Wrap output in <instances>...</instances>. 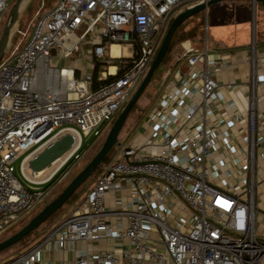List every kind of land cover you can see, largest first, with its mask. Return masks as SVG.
Instances as JSON below:
<instances>
[{
	"label": "built area",
	"instance_id": "built-area-1",
	"mask_svg": "<svg viewBox=\"0 0 264 264\" xmlns=\"http://www.w3.org/2000/svg\"><path fill=\"white\" fill-rule=\"evenodd\" d=\"M10 1L0 0V18ZM206 1L56 0L36 15L27 41L0 60V234L46 201L41 185L60 172L55 184L62 182L100 137V125L118 115L155 54L156 32L160 38L177 12ZM207 53L205 45L184 48L180 72L198 86L164 93L142 142L118 144L72 211L3 264H53L52 252L71 253V264L264 262L255 203L264 102L250 78L244 110L215 120L213 75L221 60ZM64 59L82 60L88 71L56 66ZM93 61L102 65L97 81H106L96 88ZM65 134L72 144L50 174L41 181L26 176L28 160ZM89 135L93 141L82 146ZM21 154L26 185L12 168Z\"/></svg>",
	"mask_w": 264,
	"mask_h": 264
},
{
	"label": "rangeland",
	"instance_id": "rangeland-1",
	"mask_svg": "<svg viewBox=\"0 0 264 264\" xmlns=\"http://www.w3.org/2000/svg\"><path fill=\"white\" fill-rule=\"evenodd\" d=\"M55 0H24L23 4L20 6L18 10L17 20L14 23L13 27L10 30L8 42L6 44L4 53L2 57H7L12 54L18 46H22L28 39L30 32L32 30L31 24L33 23L36 15L42 11L43 9H48L54 4ZM13 5V0L9 2L8 8L6 12L0 18V35L2 29L8 19V16L11 12ZM250 8L249 1L247 0H221L217 3L209 5L206 7L204 12H199L197 15H202L201 25H200V33L201 35H196L193 38L189 39L188 42L195 45L197 48H201L203 45H206L208 49H213L218 46H222L225 43L231 41V32H235L236 29L242 27L243 20L246 19L244 23L246 26L245 32L247 33L248 40L250 39V9L249 13L244 14L243 9ZM247 11V10H246ZM185 21L186 25L184 27L185 30H188L195 26L199 22L198 17H189ZM160 30V27H158ZM249 31V33H248ZM264 31V8L257 7L255 9V37L259 35L260 32ZM238 33V32H237ZM233 34L236 37V42L234 44L239 45L241 42V33ZM159 35V31L152 37L150 41V45H154L157 37ZM26 36V37H25ZM234 41V38L232 39ZM247 40V41H248ZM250 42V41H249ZM20 49V48H19ZM18 49V50H19ZM17 50V51H18ZM16 51V52H17ZM181 52V43H175L169 51L167 60L164 63H160L158 67L153 72L151 79L149 80L146 88L140 94L138 99L135 102L134 110L128 114L127 118L124 120L119 133L117 135V142L121 145H127L132 142H137V135L141 132V129L147 124L145 123L151 109H153L154 103V93L157 91V87L160 84V80L162 76L168 71V69L175 62L176 57L179 56ZM72 61L70 59H64L56 66L63 67L66 65H72ZM142 77V76H141ZM140 77V79H141ZM115 119V118H114ZM111 121H106L100 125V137L86 152L85 156L82 160L68 173L65 179L59 184H51L46 190H49V195L46 198L44 203H40L35 206L32 210L27 212L21 220H19L14 226L6 230L5 232L0 234V241L7 238L11 234L15 233L19 230L31 217H33L40 208L48 203L51 199H53L60 190L70 181V179L88 162V160L93 156L98 147L100 146L101 139H104L106 132L111 126ZM93 141L91 135L87 137L82 136V146H87ZM116 150V146L112 147L108 156H111ZM155 148L151 149V153H154ZM106 155V156H107ZM26 156V154H21L17 160L12 164V168L14 170V176L18 179V181L26 185L27 183L21 177L19 172V165L21 160ZM54 166H49L39 172H35L32 176L33 180L41 181L45 179L50 172L53 170ZM26 176L30 177L31 171L26 168L24 170ZM96 174L88 177L79 188L75 190V194L77 197L74 199H68L56 212L48 219L47 224H41L36 229L31 231L27 236L23 238L22 241L17 242L16 244L7 247L6 249L0 251V264H3L14 257L18 256L21 252H24L31 248L36 242L42 239L51 229L56 226L64 217H66L72 209L75 207L76 203L80 199L81 196L85 194L88 188L94 183L96 180ZM45 184V183H44ZM42 186V185H41ZM40 187V186H38ZM51 221V224L49 222ZM46 222V221H45ZM261 221L256 225V234L259 236L260 234L264 236V225L261 224ZM263 225V227H262ZM260 233V234H259Z\"/></svg>",
	"mask_w": 264,
	"mask_h": 264
},
{
	"label": "crops",
	"instance_id": "crops-1",
	"mask_svg": "<svg viewBox=\"0 0 264 264\" xmlns=\"http://www.w3.org/2000/svg\"><path fill=\"white\" fill-rule=\"evenodd\" d=\"M250 8H246L244 14L249 13ZM247 10V11H246ZM250 20V19H249ZM242 27L236 29L235 32L229 33L231 36V41L220 45L213 49H208L207 46V55L211 59H220L221 65L217 73L213 75V79L216 84L219 86L217 92L219 97V108L218 112L215 115V120H220L223 118H229L232 116L233 110L242 111L247 105V81L250 78L254 80V91L257 96H259L264 102V31L260 32L259 35L255 37V43L252 45L247 38L248 35L245 32L246 19L243 20ZM241 33V43L239 45L234 44L237 40L235 33ZM237 33V35H238ZM249 33V31H248ZM163 34V33H162ZM234 38V41L232 40ZM158 40V37H157ZM156 40V42H157ZM248 40V41H247ZM155 42V44H156ZM189 47L193 51L200 50L195 45L191 44L188 41L181 43V52L179 56L176 57L173 65L168 69V71L162 76L161 82L157 87V91L154 93L155 97L153 100L154 106L151 109L145 123L147 126L141 129V132L138 133L137 142H132V144H139L143 140L141 135L144 129H148L149 119L152 112L162 108V98L164 93L175 91L178 92V95H181V91L184 89L192 87H197L198 85L195 82L187 81L185 76L183 77L182 73V64H180L181 56L184 53V48ZM74 68L77 69V72L88 71L87 65H83V61L71 60ZM112 70V69H111ZM196 122V118L194 120ZM229 138L233 141L237 138V133L233 128L228 130ZM256 138L262 139L264 141V119L261 120L258 124V130ZM255 203L259 210L257 215V222L261 221V224L264 225V171H258L257 186L255 189ZM260 224V225H261ZM262 225V227H263ZM260 234V233H259ZM264 239V236L259 235ZM76 247H81L80 244H77ZM48 258L53 262V264H58L59 260H64L63 264H71L73 255L67 253L62 255L60 253L52 252L49 254ZM264 264V262L260 263Z\"/></svg>",
	"mask_w": 264,
	"mask_h": 264
},
{
	"label": "water",
	"instance_id": "water-1",
	"mask_svg": "<svg viewBox=\"0 0 264 264\" xmlns=\"http://www.w3.org/2000/svg\"><path fill=\"white\" fill-rule=\"evenodd\" d=\"M219 1L221 0H207L203 4H194L193 6H190L177 12L171 18L163 34L160 36V38H158L156 42L157 47L155 54L149 66L147 67L144 75L142 76L141 80L139 81L138 85L132 92L131 96L129 97L123 108L120 110L118 115L111 123V126L106 132L105 137L96 152L53 199L43 205L40 210L33 217H31L19 230L0 241V251L16 244L22 238L27 236L31 231L41 225L50 215L57 211L70 198L74 191L88 177L93 174L95 169L100 167L103 159L109 153L111 148L118 145L117 135L126 118V115L128 114V112L130 111V109L132 108V106L148 84L155 69L161 63L162 58L166 53L173 32L187 18L199 12H204L207 6L217 3ZM247 1H249L250 5V43L253 45L255 43V9L257 5L261 8H264V0ZM23 2L24 0H13L11 12L0 35V60L8 42L10 30L17 20L18 10L23 4ZM72 141V137L69 134H65L59 139L53 141L28 160V169H30L31 172L35 173L51 166V164H53L56 159H58L70 148Z\"/></svg>",
	"mask_w": 264,
	"mask_h": 264
},
{
	"label": "trees",
	"instance_id": "trees-1",
	"mask_svg": "<svg viewBox=\"0 0 264 264\" xmlns=\"http://www.w3.org/2000/svg\"><path fill=\"white\" fill-rule=\"evenodd\" d=\"M56 1V0H55ZM55 3V2H54ZM52 5H53V3H52ZM51 5V6H52ZM50 6V7H51ZM258 7V5L256 6V8ZM260 7V6H259ZM49 8V7H48ZM192 18L193 17H198L199 18V22L195 25V26H193L192 28H190V29H188V30H185L184 29V27H185V25H186V22L187 21H184L182 24H180L178 27H177V29L173 32V34H172V37H171V40H170V42H169V44H168V47H167V50H166V53H165V55H164V57L162 58V61H161V63H164L166 60H167V57H168V54H169V51H170V49L172 48V46L175 44V43H182V42H185V41H188L189 39H191V38H193L194 36H196V35H201V33L199 32L200 31V23H201V21H200V19L202 20V15H197V14H194L193 16H191ZM190 17V18H191ZM101 67H102V65H100V64H98L96 61H93V68H92V88H96L97 86H99V85H102V84H104L105 82L104 81H97V77H98V73L100 72V70H101ZM110 79H113L112 77H109L108 78V80L107 81H109ZM147 86V85H146ZM146 88V87H145ZM144 88V89H145ZM144 91V90H143ZM142 91V92H143ZM134 106H135V103H134V105L132 106V108L130 109V111L128 112V114H130L133 110H134ZM128 114L126 115V118H127V116H128ZM125 118V119H126ZM101 141H103V139H101L99 142H101ZM96 142H98V141H96ZM108 155L107 156H105V158L103 159V161H102V163H105L107 160H108ZM61 173V172H60ZM59 173V174H60ZM98 173H99V168H97V169H95V171L93 172V174L92 175H95L96 174V177L98 176ZM59 174L58 175H56V176H54L50 181H48V182H46L45 184H43L42 186H41V189H47L51 184H54L56 181H57V179H58V177H59ZM81 186V185H80ZM79 186V187H80ZM78 187V188H79ZM75 197H77L76 196V194H75V191H74V193L70 196V198L69 199H74ZM56 212V211H55ZM55 212L53 213V214H55ZM52 214V215H53ZM52 215H50L44 222H43V224H47L48 223V219H50L51 218V216ZM49 224H51V221L49 222ZM23 240V238L20 240V241H22Z\"/></svg>",
	"mask_w": 264,
	"mask_h": 264
},
{
	"label": "bare ground",
	"instance_id": "bare-ground-1",
	"mask_svg": "<svg viewBox=\"0 0 264 264\" xmlns=\"http://www.w3.org/2000/svg\"><path fill=\"white\" fill-rule=\"evenodd\" d=\"M115 49H116V47H114V46L111 47V50H112V51H115ZM110 71H112V70L110 69Z\"/></svg>",
	"mask_w": 264,
	"mask_h": 264
}]
</instances>
